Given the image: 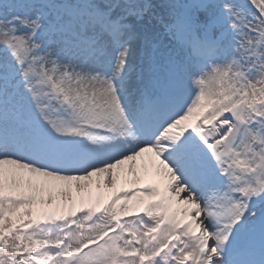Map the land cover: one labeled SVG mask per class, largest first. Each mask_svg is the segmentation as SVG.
I'll return each mask as SVG.
<instances>
[{
    "label": "snow or ice",
    "instance_id": "1",
    "mask_svg": "<svg viewBox=\"0 0 264 264\" xmlns=\"http://www.w3.org/2000/svg\"><path fill=\"white\" fill-rule=\"evenodd\" d=\"M0 264H264V0H0Z\"/></svg>",
    "mask_w": 264,
    "mask_h": 264
},
{
    "label": "rangeland",
    "instance_id": "2",
    "mask_svg": "<svg viewBox=\"0 0 264 264\" xmlns=\"http://www.w3.org/2000/svg\"><path fill=\"white\" fill-rule=\"evenodd\" d=\"M132 63H133L134 65L137 63L135 50H134V52H133ZM123 184H125V183H123ZM123 184H122V185H123ZM104 195H105V197H106V196H107V193H105Z\"/></svg>",
    "mask_w": 264,
    "mask_h": 264
},
{
    "label": "bare ground",
    "instance_id": "3",
    "mask_svg": "<svg viewBox=\"0 0 264 264\" xmlns=\"http://www.w3.org/2000/svg\"><path fill=\"white\" fill-rule=\"evenodd\" d=\"M124 183V181L122 180L121 182H120V184L118 185V187L121 185V184H123Z\"/></svg>",
    "mask_w": 264,
    "mask_h": 264
}]
</instances>
